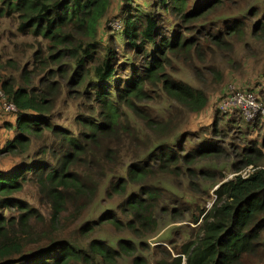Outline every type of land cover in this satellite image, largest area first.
<instances>
[{"label": "trees", "instance_id": "16d2710c", "mask_svg": "<svg viewBox=\"0 0 264 264\" xmlns=\"http://www.w3.org/2000/svg\"><path fill=\"white\" fill-rule=\"evenodd\" d=\"M223 1L126 8L118 31L134 53L130 63L114 38H104L112 0H0V23L11 22L35 48L25 65L0 56V93L17 108L14 137L0 155L21 159L13 171L0 170V264H244L247 256H264L262 148L244 147L226 180L204 168L206 160L217 163L222 148L188 150V133L156 138L173 123L156 118V93L178 103L173 117L209 103L203 89L177 78L176 61L220 80L219 69L204 64L209 46L230 51L234 38L264 34V17L250 30L235 14L225 28L207 30V17ZM160 13L176 19L172 32ZM130 65L131 75H122ZM245 89L264 101L263 89ZM63 97L66 106L82 100L78 130L53 121ZM258 120L253 124L261 126ZM28 185L49 215L19 197ZM100 193L105 200H97ZM70 210L79 239L64 221ZM185 221L196 225L185 241L150 243L166 224ZM107 226L125 235H103Z\"/></svg>", "mask_w": 264, "mask_h": 264}, {"label": "rangeland", "instance_id": "374dc122", "mask_svg": "<svg viewBox=\"0 0 264 264\" xmlns=\"http://www.w3.org/2000/svg\"><path fill=\"white\" fill-rule=\"evenodd\" d=\"M135 1V2H134ZM132 0L130 6H126V0H112L111 9L108 15V35L105 40L114 38L115 43L119 46L122 54L123 61L134 60V53L125 44V39L120 38L118 30L113 29L110 26V22L114 19L122 18L125 9H136L140 7L142 10L150 9L156 0ZM210 0H189V8L195 9L199 5H203ZM147 3V5H145ZM254 9L253 15H250V10ZM230 14L239 16V18L246 21L249 29L254 26L255 19L264 17V0H224L218 8H214V13H211L207 19V30L225 28L226 22L232 23L236 18H231ZM241 14V15H240ZM164 16V26L169 27L170 32L176 23V19L173 15L167 13H160ZM171 22L173 25L171 26ZM197 30V28H196ZM102 31V29H101ZM199 36V35H198ZM234 46L230 51H224L216 46H209L205 51L206 61L204 64L209 68L210 66L215 69H219L222 73V79H218V74L214 71L207 70L202 74H198L196 71L188 68L181 62H175L173 71L177 74V78L185 80L189 83H193L196 87L203 89L209 96V103L207 107L201 112H194L190 114L179 113L178 117H173L176 113L175 107L177 102L167 98L164 94H157L153 99V104H156V109L152 108L156 118L163 121H172L167 132H156V138H162L171 136L177 138L179 134L188 133L185 141L186 149L190 150L203 146H212L222 148L223 154L218 157L216 164H212L211 161L206 160L204 162V168L208 170H220L225 179L233 178L235 175L234 170L230 165L232 162H237L239 158L236 156L242 149L250 144H255L257 147L262 148L264 152V123L254 125L253 122L245 120L240 114H229L219 110L217 107L221 96L231 87L235 88H261L263 89L262 98L264 99V34L257 37H252L250 32L240 35L234 38ZM30 44H34V41L29 37L20 36L11 22L3 21L0 23V56L3 60L9 58L17 59L22 65L28 60V54H33ZM0 70L2 67L0 65ZM122 75H131V65L122 72ZM38 79H35L37 81ZM76 88L75 90H77ZM261 93V92H260ZM80 101L75 102L73 99L69 101L66 106V97H63L56 107L54 112V122L78 130L74 120L75 116L80 112L78 104ZM167 106H165V105ZM2 100L0 98V109ZM172 106V107H171ZM165 108L167 111H165ZM2 112V110H1ZM3 118L10 120L13 118V114H5L2 112ZM173 117V119H172ZM165 119V120H164ZM185 120V121H184ZM261 120L255 123L260 124ZM2 125H0V131ZM5 161L8 164L18 163L21 161L18 157L13 155H1L0 163ZM13 161V162H12ZM264 164V162H261ZM246 170V171H245ZM243 170L242 172L251 171V167ZM218 188V185L214 186L210 190L212 196L215 195L214 190ZM104 190V189H102ZM20 198L28 200L33 206L39 208L44 214L49 215L50 209L47 205H42L38 199V193L34 186L28 185L26 189L19 195ZM207 198V197H206ZM105 200L104 194L100 193L97 200ZM96 207L98 204H94ZM210 205V203H209ZM72 211L66 213L64 221L68 224H72L71 232H75L76 239H79L76 233L75 226L78 221L75 222L72 217ZM196 226L190 222H175L166 224L162 231L150 239V243L168 245L171 240L178 238L179 241H185L187 233H194L193 227ZM102 232L110 238L124 236L125 233H117L113 227L107 226ZM122 264H131L130 262H124ZM244 264H264V256H247L244 260Z\"/></svg>", "mask_w": 264, "mask_h": 264}, {"label": "built area", "instance_id": "2783aa9c", "mask_svg": "<svg viewBox=\"0 0 264 264\" xmlns=\"http://www.w3.org/2000/svg\"><path fill=\"white\" fill-rule=\"evenodd\" d=\"M113 29L120 30L123 22L120 19H114L110 22ZM2 100L1 110L5 114H15L17 108L14 103L7 101L3 93H0ZM219 109L229 114H240L249 122L261 119L264 122V101L254 93L245 88L231 87L230 91L219 101Z\"/></svg>", "mask_w": 264, "mask_h": 264}, {"label": "crops", "instance_id": "0c3cea01", "mask_svg": "<svg viewBox=\"0 0 264 264\" xmlns=\"http://www.w3.org/2000/svg\"><path fill=\"white\" fill-rule=\"evenodd\" d=\"M0 125H2V129L0 131V148H1L6 144L8 140L14 137L15 118H10L9 121L6 120L5 118H3L0 109ZM16 167H17V163L15 162L8 164L7 162L5 163V161L3 160V162L0 163V170L13 171Z\"/></svg>", "mask_w": 264, "mask_h": 264}]
</instances>
